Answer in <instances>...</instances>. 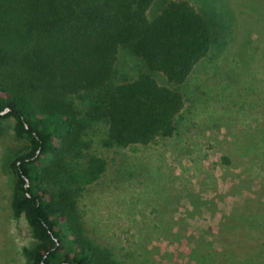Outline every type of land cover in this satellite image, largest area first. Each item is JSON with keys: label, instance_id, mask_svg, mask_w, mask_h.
Wrapping results in <instances>:
<instances>
[{"label": "trees", "instance_id": "obj_1", "mask_svg": "<svg viewBox=\"0 0 264 264\" xmlns=\"http://www.w3.org/2000/svg\"><path fill=\"white\" fill-rule=\"evenodd\" d=\"M216 3L201 0L196 10L189 0H0V121L12 118L25 144L9 165L11 211L34 240L25 264H112L85 237L75 208L71 187L103 171L81 152L89 148L83 137L99 124L105 147L173 136L185 104L180 87L230 33L231 18ZM121 53L133 60L132 77L119 73Z\"/></svg>", "mask_w": 264, "mask_h": 264}, {"label": "rangeland", "instance_id": "obj_2", "mask_svg": "<svg viewBox=\"0 0 264 264\" xmlns=\"http://www.w3.org/2000/svg\"><path fill=\"white\" fill-rule=\"evenodd\" d=\"M215 1L230 33L180 87L173 136L105 147L99 124L83 137L81 152L103 171L71 187L75 208L85 237L112 264H264V0ZM122 54L119 73L132 77L133 60ZM12 126L0 121V264H25L34 240L12 214L9 168L25 144Z\"/></svg>", "mask_w": 264, "mask_h": 264}, {"label": "water", "instance_id": "obj_3", "mask_svg": "<svg viewBox=\"0 0 264 264\" xmlns=\"http://www.w3.org/2000/svg\"><path fill=\"white\" fill-rule=\"evenodd\" d=\"M10 111V109H6L5 111H3L2 113H1V115H4V114H6V113H8ZM28 186V181H26V187Z\"/></svg>", "mask_w": 264, "mask_h": 264}]
</instances>
